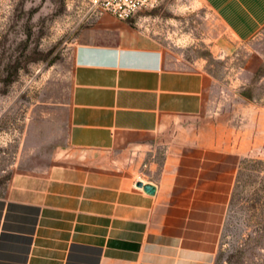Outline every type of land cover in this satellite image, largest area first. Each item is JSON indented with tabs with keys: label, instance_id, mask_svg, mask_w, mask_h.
<instances>
[{
	"label": "crops",
	"instance_id": "1",
	"mask_svg": "<svg viewBox=\"0 0 264 264\" xmlns=\"http://www.w3.org/2000/svg\"><path fill=\"white\" fill-rule=\"evenodd\" d=\"M200 1L239 43L264 29V0ZM78 39L57 162L16 174L0 196V264H213L210 211L222 196L203 181L215 180L201 179L196 195L168 185L192 182L194 159L178 147L164 180H133L126 166L167 119L203 112L210 75L110 15ZM189 197L200 198L191 211ZM198 212L200 222L186 220Z\"/></svg>",
	"mask_w": 264,
	"mask_h": 264
},
{
	"label": "rangeland",
	"instance_id": "2",
	"mask_svg": "<svg viewBox=\"0 0 264 264\" xmlns=\"http://www.w3.org/2000/svg\"><path fill=\"white\" fill-rule=\"evenodd\" d=\"M102 15L89 14L83 0H0V196L16 174L57 162L73 50ZM128 22L212 80L202 113L167 119L130 152L129 175L164 180L167 158L181 148L194 159L186 167L192 182L167 184L196 195L201 179H214L203 189L222 196L210 211L213 264H264V29L239 43L200 0H161ZM188 200V211L200 203ZM186 216L201 221V212Z\"/></svg>",
	"mask_w": 264,
	"mask_h": 264
},
{
	"label": "built area",
	"instance_id": "3",
	"mask_svg": "<svg viewBox=\"0 0 264 264\" xmlns=\"http://www.w3.org/2000/svg\"><path fill=\"white\" fill-rule=\"evenodd\" d=\"M91 15H110L126 22L141 11L156 9L161 0H83Z\"/></svg>",
	"mask_w": 264,
	"mask_h": 264
},
{
	"label": "water",
	"instance_id": "4",
	"mask_svg": "<svg viewBox=\"0 0 264 264\" xmlns=\"http://www.w3.org/2000/svg\"><path fill=\"white\" fill-rule=\"evenodd\" d=\"M136 187L142 188L143 191L149 195H153L155 193V188L149 184H143L141 181L136 183Z\"/></svg>",
	"mask_w": 264,
	"mask_h": 264
}]
</instances>
